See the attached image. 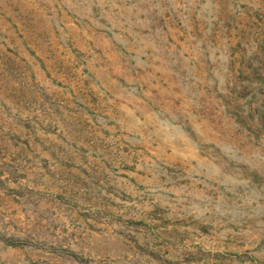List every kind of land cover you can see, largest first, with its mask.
I'll use <instances>...</instances> for the list:
<instances>
[{"label":"rangeland","instance_id":"1","mask_svg":"<svg viewBox=\"0 0 264 264\" xmlns=\"http://www.w3.org/2000/svg\"><path fill=\"white\" fill-rule=\"evenodd\" d=\"M0 264H264V0H0Z\"/></svg>","mask_w":264,"mask_h":264}]
</instances>
